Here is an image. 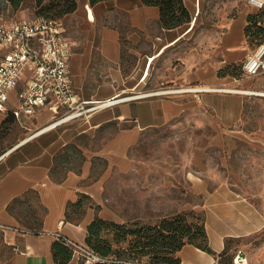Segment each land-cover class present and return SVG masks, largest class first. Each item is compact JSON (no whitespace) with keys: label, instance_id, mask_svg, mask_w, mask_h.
Segmentation results:
<instances>
[{"label":"crops","instance_id":"obj_1","mask_svg":"<svg viewBox=\"0 0 264 264\" xmlns=\"http://www.w3.org/2000/svg\"><path fill=\"white\" fill-rule=\"evenodd\" d=\"M105 9L124 14L132 27L131 37H144L150 46L140 49L135 67L126 70L119 26L96 24L92 39L81 41L67 32L72 43L70 76L78 97L89 103L115 101L46 130L41 129L56 118L49 108L15 119L31 134L19 133L12 143L0 146V223L7 226L0 227V264H59L53 250L57 231L86 242L95 216L127 221L129 217L116 209L113 193L122 177L136 185L131 191L144 193V203L151 192L165 190L163 180L168 185L174 155L141 157L135 148L144 135L166 128L182 133L178 135L187 144L177 147L176 166L196 191L204 193L205 225L213 250L186 243L178 251L180 264L224 263L237 250L261 262L263 253L257 257L249 253L254 243L235 240L254 239L255 246L264 245V72L240 79L220 73L242 63L252 50L245 30L251 10L242 9L226 23L209 58L188 66L169 84L215 89L135 96L158 90L149 82L153 61L184 37L198 17L192 25L165 28L159 6L143 0H103L94 5L79 0L76 11L93 23ZM7 119L8 112L0 111V130L4 129L0 145L7 137ZM192 128H207L209 134L189 135ZM238 141L257 146L250 153L256 160L250 157L246 162L250 172L239 179L233 177L229 161L232 144ZM78 261V255L72 254L62 264Z\"/></svg>","mask_w":264,"mask_h":264},{"label":"rangeland","instance_id":"obj_2","mask_svg":"<svg viewBox=\"0 0 264 264\" xmlns=\"http://www.w3.org/2000/svg\"><path fill=\"white\" fill-rule=\"evenodd\" d=\"M33 2L34 0H26L21 8L14 10L7 4V0H0V13L5 11L3 16L5 19L17 18L21 15L23 16V14L29 15L35 10ZM184 2L189 8L192 16L191 21L184 25H192L195 16L198 18L195 21L194 27L186 32L184 37L174 45L166 48V50L153 61L149 82L152 81L158 90L173 88V86H169V84L175 83L171 81V79L176 80L178 74L182 73V71H186L188 66L200 63L209 58L218 45V38L226 23L235 17L242 9L249 8L251 10L249 15L256 14L258 16L259 25L255 24V27H262L264 25V16H259L262 9H253L248 0H184ZM60 19L66 26L67 32L78 41L92 39L96 24L102 25L107 23L119 26L122 38V62L126 70H132L135 67L136 60H138L140 56L138 51H141L140 49H148L150 46V42L144 37L140 40L131 37L132 27L128 23L126 16L121 12L117 13L115 10H102L97 21L93 23L88 21L83 12L76 10ZM262 29L258 39L264 41V28ZM98 38L99 37L96 36V40H98ZM254 43L255 41L253 44L249 43L250 47H252ZM241 64L242 63H236L235 66L229 70V73L238 79L247 76L250 77L251 75H247L243 71ZM258 82L257 80L254 85ZM57 118L58 117L54 120ZM208 131L209 129L207 128L200 131L194 129L193 131L189 130L188 133L189 135H205L209 134ZM7 132V137L2 140L3 143L0 146L12 143L18 137L19 133H25L26 136L31 134L27 133V129L15 119H10V121H8ZM178 134L182 133L174 132L167 128L158 130L157 132L144 135L138 148H135V152L138 153V156L148 158L160 156L162 154L165 155L166 152L172 153L174 155V164L171 166V173L167 178L168 185H164L163 180L165 190H155L148 194L146 203H144V193L130 190L136 186L134 182L132 183L131 178L125 176L122 177V183H116L113 187V193L117 198L116 203H118L116 209L122 215L125 214L126 217H129L127 221L122 223L131 227L156 224L164 216H171L179 213H185L188 221L193 220L192 215L194 213L200 215L205 220V212L202 205L204 193L196 191L192 186V180L187 174L184 175L180 168L178 170L176 166L178 161L176 155L177 147L183 149V147L187 146V144L182 141V135ZM202 143L203 142H200L199 144ZM232 151V158L229 160L232 174L234 178L239 179L243 174L250 172L249 169L247 170L246 162L247 160L251 161V158H253V161L256 160V157H251L250 153H255V151H257V146L248 144L244 141H238L232 144ZM133 179L136 180V178ZM255 236H259V234ZM232 241L233 240H231V242ZM248 241L254 243L252 249L249 250L252 257H257L262 253L264 254V245L258 243L257 245L260 246H255L256 242L254 239H239L235 240V243L243 244ZM241 247L246 248L247 246Z\"/></svg>","mask_w":264,"mask_h":264},{"label":"built area","instance_id":"obj_3","mask_svg":"<svg viewBox=\"0 0 264 264\" xmlns=\"http://www.w3.org/2000/svg\"><path fill=\"white\" fill-rule=\"evenodd\" d=\"M262 8L264 0H248ZM8 11V10H6ZM5 14V12H4ZM72 43L60 18L24 15L13 19L0 18V111L12 113L16 119L31 116L49 108L58 117L50 124L87 116L90 112L114 101L87 102L76 94L70 76L69 60ZM247 75L264 72V42L252 48L242 62ZM190 91L200 92L198 85L140 92L152 93ZM134 96V95H133ZM49 124V125H50ZM0 227H7L0 223ZM78 255L77 264H94L105 257L92 250L85 242H78L57 231ZM216 264H264L252 261L243 250H237L232 260Z\"/></svg>","mask_w":264,"mask_h":264},{"label":"trees","instance_id":"obj_4","mask_svg":"<svg viewBox=\"0 0 264 264\" xmlns=\"http://www.w3.org/2000/svg\"><path fill=\"white\" fill-rule=\"evenodd\" d=\"M26 0H7L14 10L23 6ZM92 5L103 0H89ZM146 4L160 8V23L165 28H174L191 21V13L184 0H143ZM79 0H34L31 15L61 18L74 12ZM259 16H264V6ZM258 16L250 14L246 25V37L255 48L263 40L258 39L261 27ZM263 30V29H262ZM235 65L220 70L221 74H230ZM242 67V64H241ZM16 119L8 114V121ZM0 130V139L4 135ZM196 215V216H195ZM188 221L185 213L164 216L156 224L131 227L124 223L110 221L97 215L88 225L86 244L96 253L105 257L94 264H180L178 251L186 243H193L209 252L208 233L205 220L193 214ZM56 262L62 264L73 254V250L60 238L53 243Z\"/></svg>","mask_w":264,"mask_h":264},{"label":"bare ground","instance_id":"obj_5","mask_svg":"<svg viewBox=\"0 0 264 264\" xmlns=\"http://www.w3.org/2000/svg\"><path fill=\"white\" fill-rule=\"evenodd\" d=\"M211 89H215V88L208 87V86H199V90H211ZM226 89L237 90L238 88L226 87ZM242 90H243V89H242ZM247 91H249V90H247ZM126 97H128V96H126ZM123 98H125V97H123ZM120 99H121V98H120ZM110 101H115V99H111ZM98 104H101V105H102V104H104V102H99ZM58 123H60V121L55 122V123H52V124H50L49 126L43 128V129H41V130L49 129L50 127L55 126V125L58 124ZM41 130H40V131H41ZM38 132H39V131H38Z\"/></svg>","mask_w":264,"mask_h":264}]
</instances>
